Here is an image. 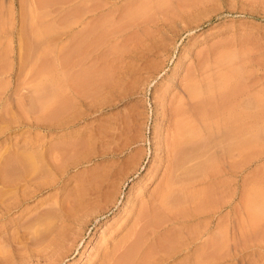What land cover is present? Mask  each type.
<instances>
[{
    "label": "rangeland",
    "instance_id": "1",
    "mask_svg": "<svg viewBox=\"0 0 264 264\" xmlns=\"http://www.w3.org/2000/svg\"><path fill=\"white\" fill-rule=\"evenodd\" d=\"M144 202L158 264H264V0H0V264H89Z\"/></svg>",
    "mask_w": 264,
    "mask_h": 264
},
{
    "label": "bare ground",
    "instance_id": "2",
    "mask_svg": "<svg viewBox=\"0 0 264 264\" xmlns=\"http://www.w3.org/2000/svg\"><path fill=\"white\" fill-rule=\"evenodd\" d=\"M208 96H210V97H212L211 95H208ZM207 96V97H208ZM209 98V97H208ZM207 98V99H208ZM206 99V98H205ZM204 99V100H205ZM206 99V101H208L209 99L211 100L212 98H209L208 100ZM205 102V101H204ZM203 102V103H204ZM188 103H190V102H188ZM191 103H193V107L191 106V107H189V108H192L191 110H190V114H192L194 117H197V114L199 113V111H200V113H201V109L204 107L205 109L203 110L202 109V112L203 113H201L202 114V116H204V118L205 117H207V118H205L206 120L208 119V121H209V119H211V117H212V110H211V107H210V105L211 106H214L212 103H209V101L206 103V105H204L203 104V106H202V108H200L199 109V107H201L200 106V104L202 103H195V102H191ZM188 105V104H187ZM188 106H190V104L188 105ZM207 106V107H206ZM213 108H215V106L213 107ZM204 111L206 112V113H204ZM259 112V111H258ZM258 112H257V115H258ZM207 115V116H206ZM214 115V114H213ZM256 115V114H255ZM225 119H226V117H225ZM224 119V120H225ZM212 120V119H211ZM223 120V121H224ZM66 121V120H65ZM226 122L228 121V119L227 120H225ZM226 122L224 123V125L226 124ZM65 123H69V121L67 122H65ZM64 123V124H65ZM71 123V122H70ZM66 125V124H65ZM208 125L210 126V124H207V129H208ZM59 126V125H58ZM61 126V125H60ZM226 126V125H225ZM224 126V128L226 129L225 130V132H228L227 131V129H229L230 130V128H228V126L227 127H225ZM209 130V129H208ZM209 131H211V130H209ZM187 132V131H186ZM209 133V132H208ZM207 133V134H208ZM211 134V133H210ZM210 134H209V136H210ZM227 136V135H226ZM208 137V136H207ZM212 137V136H211ZM209 138V137H208ZM211 138H209V140H207V141H212V140H210ZM208 143V142H207ZM211 143V142H210ZM208 145V144H207ZM207 145H206V147H207ZM213 146V145H212ZM208 147H209V145H208ZM211 147V146H210ZM212 148V147H211ZM186 150V149H185ZM208 151L210 150V148H208L207 149ZM193 152V151H192ZM210 152H211V150H210ZM192 154V153H191ZM191 154H190V156H191ZM192 156H193V154H192ZM189 157V156H188ZM171 158H173V157H171ZM179 158V157H178ZM182 159H184L183 158V156L181 157ZM179 159V161H178V159L177 158H175V159H177V161L178 162H181V163H184L183 161H180V160H182V159ZM190 158V157H189ZM192 158V157H191ZM188 159V158H187ZM186 160V159H185ZM169 161L171 162V160L169 159ZM168 161V162H169ZM173 161V160H172ZM188 161L189 160H187V165H188V167L189 168H191L192 166V168H194V167H196V166H194V165H190L189 166V164H188ZM191 161L193 162L194 161V159L192 160L191 159ZM175 162V161H174ZM181 163H179V164H177L176 162H175V165H176V169L174 168V171L176 172L175 174H176V176L177 175H182L180 172H182V170H181V166H180V164ZM195 163V162H194ZM172 165L174 164L173 162L171 163ZM186 164V163H185ZM185 164H183V165H185ZM191 164V163H190ZM170 166V165H169ZM182 168H183V166H182ZM186 168H187V166H186ZM189 168H187V170L186 171H189L190 169ZM191 168V169H192ZM189 169V170H188ZM195 170H196V168H194ZM185 170V169H184ZM185 171V172H186ZM184 172V173H185ZM193 172H194V170H193ZM189 173V172H188ZM191 174H192V170H191V172H190ZM194 175H195V173H194ZM175 176V175H174ZM193 176V175H192ZM192 176H191V178H192ZM194 177V176H193ZM174 178H176V177H174ZM179 178V177H178ZM172 180H173V178H171ZM171 179H170V181H171ZM193 180L194 179H192V182L191 183H194L193 182ZM170 181H169V183H170ZM175 181V180H174ZM51 182H53V181H51ZM101 182V181H100ZM99 182V183H100ZM168 183V184H169ZM172 183H173V181H172ZM172 183H170V184H172ZM191 183H189L190 184V186H191ZM169 184V185H170ZM40 184H38V186H39ZM45 185V183L42 185V186H44ZM48 185V184H47ZM100 186V185H99ZM167 186V185H166ZM165 186V187H166ZM173 186V185H172ZM40 187V186H39ZM103 187V186H102ZM168 187V186H167ZM166 187V188H167ZM170 187H171V185H170ZM174 187V186H173ZM97 188V187H96ZM165 188V189H166ZM193 188V187H192ZM90 189V188H89ZM103 189V188H102ZM108 190L110 189L109 187L107 188ZM169 189H171V188H167V190H169ZM173 189H175V191L178 189H176L175 187L173 188ZM180 189V188H179ZM178 189V190H179ZM91 190L92 189H90V192H91ZM178 190L176 191V194L177 193H182V191H180L179 190V192H178ZM93 191V190H92ZM107 191V190H106ZM109 191H111V190H109ZM113 191V190H112ZM166 191V190H165ZM165 191H163L164 193H165ZM173 191V190H172ZM84 192H85V190H84ZM89 192V191H88ZM89 192V193H90ZM108 192V191H107ZM162 191H160L159 192V194L161 193V195H162V193H163ZM170 192H171V190H170ZM170 192H168V194H166V195H168V196H166L165 194V196L163 195V197H160V198H165V200H166V202H167V204H168V206H166V207H169L170 206V203L171 202H169L170 200L171 201H176V199H175V197H177L178 198V195L177 196H175L174 197V200H172L173 199V197H169V193ZM86 193V192H85ZM97 193H99L98 191H97ZM111 193V192H110ZM109 192H108V194H110ZM180 193V194H181ZM93 195H94V193H92ZM92 194H90V195H92ZM101 194V193H100ZM172 195H175L174 193H171ZM184 193H182V195H183ZM102 195H104V194H102ZM157 195V194H156ZM155 195V196H156ZM98 196V195H97ZM97 196H94L89 202L90 203H87V204H85V206L87 205V206H89V208H83L82 206V208L85 210H83V212H81L82 214H80V215H76V217L74 218V219H72L71 220V223H69L70 225H72V229L74 228V236H72V238H71V240H73V239H75V238H78L79 236H81L82 235V232L85 230V226H86V224H87V222H88V220L87 219H84V216L85 215H88V213H91L92 214V212L94 211V209L96 210V207L99 205V198L97 197ZM109 195H105V197H108ZM112 196V195H111ZM192 196H193V194H192ZM100 197V196H99ZM105 197H104V199L103 200H105ZM150 197V196H149ZM152 197V196H151ZM169 197V199H167ZM88 198V197H87ZM156 198V197H155ZM179 198H180V196H179ZM90 199V198H89ZM100 199H101V197H100ZM139 199V198H138ZM141 199V198H140ZM182 199H183V197H182ZM165 200H162L161 199V201H165ZM179 200V199H178ZM82 201H84V200H82ZM85 201H88V200H85ZM152 201H154V199L152 200L151 199V201H149L150 203H153ZM181 200H179L178 202H180ZM74 202V204L76 203V204H78V201H73ZM177 201L175 202V204L176 203H178ZM79 203H81V202H79ZM154 203H155V201H154ZM159 203V202H158ZM76 204H75V206H76ZM82 204V203H81ZM89 204H91V205H89ZM102 204H103V201H102ZM146 205V203L144 202L143 203V205ZM149 204V203H148ZM160 204V203H159ZM157 205V206H160V207H158V208H155V207H157V206H153L152 204H149V206H153L154 207V211H158V210H156V209H159V208H161L162 206H163V204H162V206L161 205ZM166 204V205H167ZM83 205V204H82ZM143 206L142 207V209L139 207V208H137L136 210L138 211H134V213L132 212V215H133V217L131 218L130 216H127L126 217V220H125V223L124 224H120L119 226H115V228H114V230L115 231H117L116 233H114V235H109V237L110 238H106L107 240H105L104 239V243H103V245L102 246H99V247H96L95 248V253H94V255H93V258H92V262L91 263H89V264H158V263H160V262H162L163 261V259H165L164 258V256L166 255V256H168L167 254H169L170 253V255L171 254H173L171 251H169V250H172V251H175L174 250V247H173V245L172 246H169V245H171L170 243V241H172L173 240V238H170V239H164L163 240V242H162V245H161V247L163 246V248L164 249H167L168 250V253H167V250H163V248H162V251H164V253H162L161 255L159 254V253H161L162 251H160L159 252V250H160V247H157L156 249H155V245H153L154 246V249H152V245H151V241H153V239L154 238H151V235H152V233H154L155 232V229L154 228H156L157 229V227H158V225L159 226H161V224H158L159 222L158 221H161L160 220V217L162 216V212L164 211V207H163V211H162V208L161 209H159V214L161 213V215H159L158 216V212H151L152 211V208L153 207H149V209H148V207L147 206ZM74 206V207H75ZM84 206V205H83ZM92 206V208H90ZM93 206H94V208H93ZM138 206H140V205H138ZM142 206V205H141ZM171 206H173V205H171ZM170 206V207H171ZM194 206V205H193ZM77 207L79 208L80 206H78L77 205ZM137 207V206H136ZM97 208H99V207H97ZM150 208H151V210H150ZM196 207H194V209H195ZM102 209V208H101ZM167 209V208H166ZM169 209H171V208H169ZM168 209V210H169ZM181 209V208H180ZM179 209V210H180ZM184 209V211H185V208H182V210ZM77 210V209H76ZM178 210V211H179ZM182 210H180V211H182ZM73 211V210H72ZM75 211V210H74ZM130 211H133V209L131 208V210ZM183 211V212H184ZM187 211V210H186ZM194 211V210H193ZM96 212V211H95ZM137 212V213H136ZM169 211H167V214H166V210H165V213H163L164 215H167L166 217L165 216H162V217H164L163 219H166V220H163L162 219V221H161V223H163V221H167V223H168V221H170V220H172V222L174 221V218H176V220L180 217V216H177V215H175V216H173L172 215V212L170 211V216H169V213H168ZM175 213V212H174ZM181 212H179V213H177V214H179V215H184V213H182V214H180ZM188 213V212H187ZM74 215V214H73ZM190 215V214H189ZM189 215H187V214H185L184 216H189ZM193 215L191 214V217H192ZM161 217V218H162ZM167 217L170 219V220H167ZM190 216H189V218H191ZM150 218V219H149ZM152 218V219H151ZM159 218V219H158ZM181 218V217H180ZM93 219V218H92ZM157 220V221H156ZM181 220V219H180ZM149 221H150V225H149ZM151 221H154V223L153 222H151ZM157 222V224H156V222ZM164 222V223H165ZM172 222H171V225H172ZM177 222V221H176ZM176 222L175 223H173V225H176ZM190 222H192V221H190ZM153 223V224H152ZM178 223V222H177ZM129 224V225H128ZM169 224V223H168ZM154 225H156V226H154ZM164 225V224H163ZM172 225V226H173ZM154 226V227H153ZM64 228V227H63ZM87 228V227H86ZM180 228V227H179ZM72 229H70V230H72ZM125 229V230H124ZM173 229H175V228H173ZM176 229H178V228H176ZM59 230H65V229H60L59 228ZM66 231V230H65ZM86 231V230H85ZM114 231V232H115ZM120 231H124L122 234H120L119 236H118V234H119V232ZM173 232H176V230L174 231L173 230ZM68 232L66 231V232H64V231H58V232H55V235H53V239H51L52 241H51V243L47 246V250L48 249H50V252L51 253H49V250L47 251L46 250V248H44L45 249V251L46 252H48L47 253V256L49 255V254H52V253H56V252H58V251H61V249L63 248V249H66V248H64V244L66 245L65 247H68L69 248V245H68V242H66L67 241V239H69L70 237H71V234H70V237L69 236H67L68 234H67ZM121 233V232H120ZM182 233V232H181ZM180 233V235H182ZM111 234V233H110ZM177 234H179V233H177ZM176 235V233L174 234V235H172V236H175ZM184 235V234H183ZM181 236V237H184V236ZM83 236V235H82ZM153 236H155V235H153ZM177 236V235H176ZM187 236V235H186ZM69 237V238H68ZM180 237V238H181ZM150 238H151V241H150ZM169 238V237H168ZM179 238V237H178ZM186 238V237H185ZM184 238V239H185ZM188 238V237H187ZM177 239V238H176ZM189 239V238H188ZM50 240V239H49ZM70 240V239H69ZM165 240H168L167 241V244L166 245H164V243L166 242ZM192 240V239H191ZM161 241V240H160ZM210 241V240H209ZM50 242V241H49ZM70 242V241H69ZM157 242V241H156ZM170 242V243H169ZM173 243H175L174 241H172ZM184 242V241H183ZM185 242H187V240L185 239ZM210 242H212V241H210ZM209 242V243H210ZM72 243H74V242H72ZM71 243V244H72ZM77 243V242H76ZM169 243V244H168ZM179 242H177V244H178ZM189 243H191V241H190V239H189ZM161 244V243H160ZM160 244H159V241H158V246H160ZM177 244H175V245H177ZM182 244H184L185 245V243H182ZM47 245V244H46ZM76 245V244H75ZM168 245V246H167ZM174 245V246H175ZM77 246V245H76ZM165 246H167L166 248H165ZM44 247H46V246H44ZM75 247V246H74ZM169 247H173V249H170ZM176 248H181V246H180V244H179V246H175ZM169 248V249H168ZM44 249H42L41 251H42V255H39V256H41V259H42V256L43 255H45V257H46V254H43V250ZM71 249V248H70ZM30 250V249H29ZM39 250V249H38ZM180 250V249H179ZM179 250H178V252H179ZM41 251H39V252H41ZM44 251V252H45ZM64 251V250H63ZM67 251H69V249H67ZM154 253H153V252ZM155 251H157V252H155ZM37 251H35V253H36ZM45 252V253H46ZM176 252V251H175ZM27 253V252H26ZM31 253H33L34 254V252H31ZM31 253H30V255H31ZM55 253H54V255H52V256H54L53 258H55ZM59 253V252H58ZM57 253V254H58ZM61 253V252H60ZM64 253H66V252H64ZM167 253V254H166ZM37 254H40V253H36V255ZM158 254V255H157ZM165 254V255H164ZM61 255H63V254H61ZM65 255V254H64ZM174 255V254H173ZM51 256V257H52ZM31 257H34V255L33 256H31ZM36 257V256H35ZM34 257V258H35ZM50 257V256H49ZM57 257V256H56ZM30 258V257H29ZM38 258V257H37ZM44 258V257H43ZM58 258H59V256H58ZM57 258V259H58ZM169 258V257H168ZM45 259H47V257L45 258ZM45 259H44V261H45ZM50 261L49 262H51V263H53L52 261H51V258H48ZM48 259L46 260V262L48 261ZM64 259V258H63ZM167 259V258H166ZM53 260H55V259H53ZM173 260V259H172ZM39 261V260H38ZM46 262H44V263H46ZM48 262V263H49ZM171 262H173V261H171ZM19 263V262H18ZM38 263V262H37ZM166 263V262H165ZM168 263H169V261H168ZM42 264V263H41ZM60 264V263H59ZM162 264V263H161ZM175 264V263H174ZM176 264H178V263H176Z\"/></svg>",
    "mask_w": 264,
    "mask_h": 264
},
{
    "label": "crops",
    "instance_id": "3",
    "mask_svg": "<svg viewBox=\"0 0 264 264\" xmlns=\"http://www.w3.org/2000/svg\"><path fill=\"white\" fill-rule=\"evenodd\" d=\"M244 190H245V188L243 186L242 187V203H243V206H244V197H245ZM252 195H253V197H252L253 201H256L257 203L261 202L262 192H261L260 180L259 179H258L257 184H256V191ZM257 209L259 210V204L257 206ZM260 217H261V215H260L259 211H257L255 215L254 214L252 215V218H260ZM258 226L259 225H257V229H258Z\"/></svg>",
    "mask_w": 264,
    "mask_h": 264
}]
</instances>
